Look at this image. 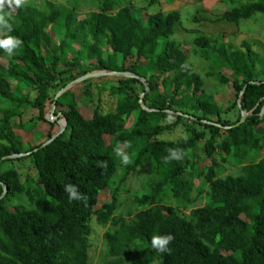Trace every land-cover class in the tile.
I'll use <instances>...</instances> for the list:
<instances>
[{
  "label": "trees",
  "instance_id": "obj_1",
  "mask_svg": "<svg viewBox=\"0 0 264 264\" xmlns=\"http://www.w3.org/2000/svg\"><path fill=\"white\" fill-rule=\"evenodd\" d=\"M226 1L230 8L215 20L237 23L264 15V0ZM67 2L0 5V40L21 41L12 56L0 48L6 58L0 59V264H91V220L105 227L99 264H264V69L257 68L250 43L242 41L243 50L233 51L204 34L176 41L175 10L143 20L132 14L128 0ZM87 3L95 10L76 19ZM51 41V53L43 54ZM182 45L207 61L208 75L233 88V120L223 116L229 108L205 92ZM133 51L137 60L125 67ZM90 72L104 74L80 81L85 96L93 81H112L108 92L116 100L112 110L94 108L85 118L69 97L74 83L65 87ZM27 108L37 113L23 122ZM49 114L56 119L48 120ZM40 120L50 130L39 143H24L13 131L32 130ZM59 120L64 128L53 136ZM180 123L186 138L158 137ZM199 143L210 160L202 167ZM169 149L182 152L181 159L165 162ZM117 150L127 155V164ZM216 153L223 162L240 164L239 174L220 177ZM14 160H27L34 174L22 180L17 166L3 167ZM142 165L157 178L132 192L134 212L116 213L126 179ZM68 184L82 199H68ZM101 192L108 198L95 208ZM202 194L204 204L184 214ZM169 234V251L158 254L151 238Z\"/></svg>",
  "mask_w": 264,
  "mask_h": 264
},
{
  "label": "rangeland",
  "instance_id": "obj_2",
  "mask_svg": "<svg viewBox=\"0 0 264 264\" xmlns=\"http://www.w3.org/2000/svg\"><path fill=\"white\" fill-rule=\"evenodd\" d=\"M42 1V0H37ZM59 5H68L67 0H51ZM130 2L132 14L141 17L143 20H146V14L153 13L156 11L168 12L175 10L179 14L180 23L176 27L174 33V38L176 41H191L193 37L197 34H204L214 38L218 43H222L227 47H230L234 50H243L241 43L246 41L250 43L251 48L256 52L258 64L257 68L260 66L264 69V15L260 13H255L250 19L240 20L239 22H227V21H218L215 20L216 15L228 10L230 5L227 4L226 0H156L151 5H149V0H128ZM7 0H0V5L3 6ZM91 10H95V6L90 5L89 3L83 5L77 10L76 19H83L87 13ZM53 35L52 33H50ZM55 41V40H54ZM50 42V44L43 45L41 52L51 53V48L54 46L55 42ZM77 45V44H76ZM182 49L188 54L187 62L192 66L193 71L199 74L204 80V90L207 94H212L219 103L225 109L229 108L224 114V117H228L233 120L236 117V109L232 107L234 101H237V96L233 88L228 85H220L212 76L208 75L210 68L207 61L201 59L196 53H193L190 47L182 45ZM3 63H6V58H0ZM136 56L133 51V55L129 56L125 60L123 65L128 67L130 63L136 61ZM140 64L144 62V59H139ZM116 72V71H112ZM221 73L225 76L230 75V70L221 69ZM112 84V81H103L96 85L95 81L89 86V93L87 97L85 96V87L83 84L78 81L71 86L70 91L73 93L70 94V98L76 102L78 110L81 111L82 115L85 118L91 117L94 108H98L101 113H106L114 108L115 105V96L109 94V85ZM72 85V84H71ZM84 93V94H83ZM98 105V106H97ZM65 107V106H64ZM31 109V110H30ZM37 113L36 110L32 108H27L25 113L22 115V121L25 122L32 115ZM264 114V109L263 112ZM245 118V116H244ZM56 118L52 115H48V120L54 121ZM15 123L18 122L17 118L13 120ZM62 125V120L57 122L53 129ZM50 130V126L47 122L42 120L38 121L32 130L30 128H14L13 131L15 134L21 137L22 141L25 143L36 144L46 138L47 132ZM196 131L194 130H189ZM160 139L175 141L181 138L187 137V132L184 129V126L176 124L169 130L163 131L159 136ZM108 140V137L105 138ZM199 158V166L209 165L210 160L202 156L201 143L198 144L195 151ZM263 155L261 153L259 156ZM185 156L182 158V162L185 160ZM214 160L218 163V168L220 170V177L226 175H236L239 174L240 164H233L231 160L223 162L218 153L215 154ZM17 161H10L4 163L3 167L7 165H14L20 173V178L24 180L25 173L30 175L34 174V170L30 167L29 163L24 161L23 165H17ZM157 177L152 174L145 166H140L135 171L131 172L128 178L126 179L123 189L121 191L119 198L122 200V203L119 204L116 213L125 212L126 210L135 211V206L132 203V192L141 190L145 187L151 180H155ZM200 180V178H199ZM197 183V179L194 180ZM204 189L206 187L204 186ZM193 194L196 195V190H193ZM106 198H108L104 193L98 195V204L94 206L98 207ZM203 194L198 198L189 208L184 209V214H188L189 210L193 207L202 206L204 204ZM171 203V202H170ZM242 218L245 219L243 215ZM91 234L89 236V260L91 264H99L100 257L102 255L104 244L102 242V234L105 230V227L99 226L95 223L94 220H91Z\"/></svg>",
  "mask_w": 264,
  "mask_h": 264
},
{
  "label": "clouds",
  "instance_id": "obj_3",
  "mask_svg": "<svg viewBox=\"0 0 264 264\" xmlns=\"http://www.w3.org/2000/svg\"><path fill=\"white\" fill-rule=\"evenodd\" d=\"M10 3H15L19 6L21 0H9ZM3 20V17H0V21ZM21 41L19 39L13 37H6L3 40H0V48L4 49L8 56L14 55V50L20 47ZM116 155L120 157V161L122 164L128 163L127 155L122 154L120 151H116ZM183 153L179 150L169 149L168 155L164 158L165 162L169 160H179L181 159ZM64 192L67 193L68 199L71 200H80L82 199V194L78 191V189L72 185L68 184L64 187ZM173 239V237L169 234L166 236H153L151 238L150 244L151 247L158 253H167L169 251L168 244Z\"/></svg>",
  "mask_w": 264,
  "mask_h": 264
},
{
  "label": "water",
  "instance_id": "obj_4",
  "mask_svg": "<svg viewBox=\"0 0 264 264\" xmlns=\"http://www.w3.org/2000/svg\"><path fill=\"white\" fill-rule=\"evenodd\" d=\"M101 74H104V73H103V72H90V73H87V74H85L84 76H81V77L76 78L75 80H73V81H72L71 83H69L65 88L71 86V84H73V83H75V82H78V81L83 80L84 78L91 77V76H97V75H101ZM110 74H124V75H130L128 72H111ZM65 88H63L62 90H64ZM62 90H60V91L57 92V94L55 95V99H56V97L59 95V93H61ZM242 91H243V89H242ZM242 91H241V92H242ZM241 92H240V93H241ZM140 96H142V94H141ZM140 101H141V99H140ZM53 108H54V106L52 107L51 110H53ZM49 115H51V114H49ZM240 115H241V116H240V122H241V121H243V119H244L243 112H241ZM51 116H52V115H51ZM64 125H65V123H62V125L60 124L59 127H58V129H57V131L55 132V134H54L53 136H56L57 134H59V133L63 130ZM53 136H52V137H53ZM52 137H51V138H52ZM51 138H50V139H51ZM50 139H49L48 141H46L45 143L49 142ZM23 154H24V153H21V154H10V155H5L4 157H5V158L17 157V156H20V155H23Z\"/></svg>",
  "mask_w": 264,
  "mask_h": 264
}]
</instances>
